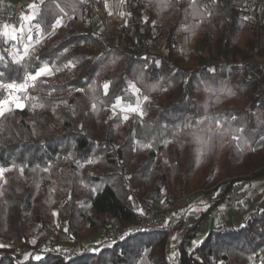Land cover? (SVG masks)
<instances>
[{"label":"trees","instance_id":"trees-1","mask_svg":"<svg viewBox=\"0 0 264 264\" xmlns=\"http://www.w3.org/2000/svg\"><path fill=\"white\" fill-rule=\"evenodd\" d=\"M262 1L125 0L126 15H110L96 0L103 32L86 19L85 0H44L34 22L46 30L40 44L33 33L34 50L20 64L0 36V83L23 82L44 62L60 69L20 94L23 109L0 118V166L17 168L0 179V240L9 242L0 264H139L144 254L148 264H169L167 224L82 247L41 245L51 230L86 240L133 221L135 198L174 200L185 190H198L205 208L177 245L178 264H264V196L237 226L196 238L214 210L241 208L252 182L264 179V20L246 7ZM57 16L63 26L53 32ZM154 36L164 53L152 50ZM69 61L74 67H64ZM129 81L149 100L142 119L125 123L106 110L117 96L132 100L122 91ZM6 94L0 89V99ZM211 118L229 129L223 139Z\"/></svg>","mask_w":264,"mask_h":264},{"label":"rangeland","instance_id":"rangeland-1","mask_svg":"<svg viewBox=\"0 0 264 264\" xmlns=\"http://www.w3.org/2000/svg\"><path fill=\"white\" fill-rule=\"evenodd\" d=\"M87 3L86 6V11H87V16L86 19H90L94 25V27L103 32H107L108 29L106 25L102 22L100 19L98 13H97V2L96 0H85ZM124 2L125 0H104V7L105 3H107V7H105L106 11L108 13L110 12H118L119 14L126 15V11L124 9ZM261 4V3H260ZM247 8H249V17L253 18V16L256 14L258 17L262 20H264V14L261 15V10L262 5H247ZM2 14V13H0ZM19 18V17H18ZM64 21V19H63ZM4 22H7L6 20H3L0 18V25H2ZM12 23V22H9ZM33 33L35 34V28L33 27ZM179 41L180 43L185 46L186 45V36L185 35H180L179 36ZM10 46H9V52L14 51L13 45H15V49H19L20 54H23V44L27 43L26 37L23 41H9ZM118 43L121 44V41L118 40ZM164 42L161 38L158 36H154V38L150 42V46L152 50L164 53ZM200 48L199 43H196L194 47V51H198ZM232 62V61H231ZM134 83L133 81H129ZM128 82V84H129ZM8 94V93H7ZM6 94V96H7ZM142 97V96H141ZM6 98V97H5ZM136 97L133 95L132 100H126V101H132L134 102ZM23 103V100H22ZM115 103V102H114ZM113 103V104H114ZM112 104V105H113ZM112 105L107 108L106 113L108 115L114 114ZM136 114H132L130 118L127 121H123L125 123H128L131 119L136 117ZM264 191V180H255L251 184V192L249 197L247 198L248 200L245 201L246 203H249L251 201L252 197H255L259 195L261 192ZM254 199V198H253ZM135 203L139 205V208L137 209V216L136 218L127 223H136L140 220H142L144 212L145 211H153V212H174L178 215L179 217V223L172 226V228L169 227V235H168V253H167V258L169 264H178V260L176 258V250H177V245L178 243L184 239V231L186 228L189 226V223H192L193 221H197V218L199 214L202 212V210L205 208V198L202 196V194L198 191H189L185 190L182 194H178L177 198L172 200V199H167V200H159V201H152L149 199H142L139 200L138 197L135 198ZM177 206H182L185 207L184 209H178ZM222 207V206H220ZM141 210H143V214H141ZM235 207H229L226 208L223 212H218L216 215L217 220H230L232 217L236 216L235 213ZM125 224V225H127ZM34 224H31V227H33ZM124 225H116L109 227L105 230H100L99 232L93 234L90 236L88 239L83 240V239H77L73 240L69 238L66 234L63 233H57L55 230H51L50 233V239L45 240L42 243V248L45 249H59V248H64V247H70V246H76V247H82L83 244L87 241H96L99 239H108L112 236L115 235H121L123 234L122 231H124ZM121 231V232H120ZM127 233V232H126ZM183 236V239L180 238V236ZM173 237H176L175 240H173ZM0 245L8 246L9 242L6 239L0 240ZM29 250H27L24 254L23 257L26 258L29 255ZM139 264H148V260L146 258V255L144 254L143 257L140 260Z\"/></svg>","mask_w":264,"mask_h":264},{"label":"snow or ice","instance_id":"snow-or-ice-1","mask_svg":"<svg viewBox=\"0 0 264 264\" xmlns=\"http://www.w3.org/2000/svg\"><path fill=\"white\" fill-rule=\"evenodd\" d=\"M216 0H212V3L215 4ZM44 0H40V4H43ZM193 5H195V0H192ZM29 9H31V14H24L21 16V26L17 28L15 25H10L8 23H4L0 25V36L4 37V42L7 43L8 41H23L26 37L27 43L23 44V54H20L19 49H15L14 51L9 52L7 49H5V52H8V56L11 58L12 63L20 64L22 61L25 60V58L29 57V49L33 48V27L35 28V44L41 43V34L46 30L42 21H38L33 25V21L37 20V16L39 14V5L35 2L28 5ZM57 8H59V5H56ZM105 7H107V3H105ZM60 11L63 12V9L60 8ZM111 15V12L109 13ZM211 15V13H209ZM247 19V17H245ZM63 26V17L57 16V18L54 20V22L50 25L53 32ZM64 52H67V48L63 49ZM5 60V55L3 52H0V62H3ZM64 67H74V63L72 61H69L68 64L64 65ZM146 67V66H145ZM60 69L56 67L55 64H50L48 62H44L41 66H38L37 69L34 72H28L25 73L23 77V82L16 83V82H10V83H0V89L7 91V96L4 99H0V118L5 117L8 113H10L13 110V107L15 109H23L25 107V104L22 103V99L26 97H22L21 93H27L28 89L30 87H35L36 82L40 78L48 77L52 74H54L55 71H59ZM211 71H215L212 69ZM4 72H0V77L4 76ZM110 82H105L103 84V90L104 95L107 96L109 89H110ZM166 90V89H165ZM77 91H82L81 89H77ZM124 92H130L132 95L136 97L135 101H126L124 96H117L115 98V103L112 105L114 113H118L120 115V118L123 121H127L132 114H136L141 119L144 115V108L143 103L148 102L149 97L148 96H142L140 95V89L136 86L135 83L129 82L127 89H122ZM43 107V105H41ZM95 109V105H93V110ZM212 120H215V129H211L210 131L213 132V135H215L218 139H223V137L226 134H229V129L224 128L222 130V122L220 119L211 118ZM236 117L233 116L232 120H235ZM203 123V121H201ZM232 132H239L243 134L244 129L243 128H232ZM243 137L242 135H233V140H241ZM199 139V137H198ZM211 139V137H210ZM260 141L262 144H264V136L260 137ZM204 143H208L205 141ZM148 148H151V144L145 145ZM91 160H88V163H91ZM39 167V166H37ZM17 170L16 165L12 164L9 167H2L0 166V179L3 178L4 174L8 171ZM21 173H23L24 169L23 167L18 169ZM44 171H49V168L46 167ZM95 191V189H92ZM141 214H143V210H141ZM55 215V213H54ZM167 223V222H166ZM176 237H173V240H175ZM196 243H199L198 241ZM0 247H4V245H0ZM251 259V257H249ZM26 259H30V257L26 254ZM37 260L40 259L39 256L36 257Z\"/></svg>","mask_w":264,"mask_h":264},{"label":"crops","instance_id":"crops-1","mask_svg":"<svg viewBox=\"0 0 264 264\" xmlns=\"http://www.w3.org/2000/svg\"><path fill=\"white\" fill-rule=\"evenodd\" d=\"M33 2L38 4L40 2V0H1L0 1V13L6 14V15H12L14 10L17 7H21V12H20V15H19V18L17 19V21L12 22V23L8 22V24L15 25L17 28H19L21 26V20H20L21 16L26 14V13L31 14V9H29L28 5L33 3ZM259 5H262V7H263L264 6V0ZM263 14H264V7L261 10V15H263ZM4 23H7V22H4ZM34 24H35V22L33 21V25ZM262 180H264V179H262ZM250 192H251V189L249 191V195H250ZM249 195H248V197H249ZM263 196H264V191L261 192L259 195L252 197L251 201H249V203H246V204L244 203V205L241 208L235 207L236 216L232 217L230 220H223V221L217 220L216 215L218 214V212H223L226 208L233 207V206L218 207L216 210H214V212H212V214L208 217V219H206L205 221H203L200 224L196 238H201L204 234H206V232L208 230H210L212 228H216L218 226H223V225H225V226H237L238 224H240L242 222V220L246 217L247 213L250 210H252L254 207L260 205V202H261ZM177 208L180 210V209H184L185 207L182 208V206H177ZM190 224L191 223H189V225Z\"/></svg>","mask_w":264,"mask_h":264},{"label":"built area","instance_id":"built-area-1","mask_svg":"<svg viewBox=\"0 0 264 264\" xmlns=\"http://www.w3.org/2000/svg\"><path fill=\"white\" fill-rule=\"evenodd\" d=\"M20 12H21V7H17L14 10L12 15L0 14V18L8 22H15L17 21L20 15ZM178 223H179V217L176 213L172 211L158 213V212H153V211L148 210L144 212L142 220L136 223H130V224L124 225L125 230L122 231V233L124 234L126 232H129L131 229H137L140 227L156 228V227H159L165 224H167L170 228H172V226ZM180 238L183 239V236L181 235Z\"/></svg>","mask_w":264,"mask_h":264}]
</instances>
